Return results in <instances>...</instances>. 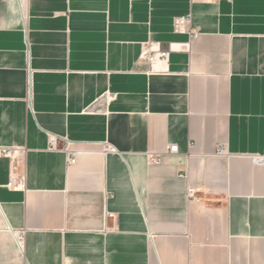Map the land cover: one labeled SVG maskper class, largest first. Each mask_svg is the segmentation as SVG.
Returning a JSON list of instances; mask_svg holds the SVG:
<instances>
[{
	"label": "crops",
	"instance_id": "crops-1",
	"mask_svg": "<svg viewBox=\"0 0 264 264\" xmlns=\"http://www.w3.org/2000/svg\"><path fill=\"white\" fill-rule=\"evenodd\" d=\"M0 147V264H264V0H0Z\"/></svg>",
	"mask_w": 264,
	"mask_h": 264
},
{
	"label": "built area",
	"instance_id": "built-area-1",
	"mask_svg": "<svg viewBox=\"0 0 264 264\" xmlns=\"http://www.w3.org/2000/svg\"><path fill=\"white\" fill-rule=\"evenodd\" d=\"M135 2L137 0H130ZM191 17L178 18L175 21V30L177 32H189L193 39H198L199 34L191 29ZM177 45L169 44L167 47H162L161 43L158 42H147L142 45V53L140 60L146 62L150 65L152 72L165 71L170 60L171 53L178 51ZM156 65H161L162 68L155 69ZM50 150L54 151L58 148V139L55 136H50L49 138ZM178 146H172L169 148V153H178ZM105 152H115L111 147H106ZM26 154L27 150L25 148H7L0 147V157L7 158L11 162V179L7 187L12 191H26L27 184V171H26ZM217 156H229V153L225 147H220L216 151ZM252 162L256 166H264V154L263 155H253L250 157ZM77 161V154L69 152L68 164L73 165ZM154 161L159 162L158 158ZM196 192L194 190H188V198L195 199ZM110 217L114 215L109 214ZM25 237V231L18 233L17 243L20 248H23Z\"/></svg>",
	"mask_w": 264,
	"mask_h": 264
}]
</instances>
